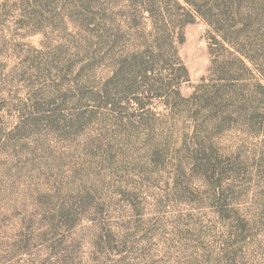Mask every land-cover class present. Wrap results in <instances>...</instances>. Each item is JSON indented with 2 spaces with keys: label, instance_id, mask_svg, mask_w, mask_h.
Here are the masks:
<instances>
[{
  "label": "rangeland",
  "instance_id": "rangeland-1",
  "mask_svg": "<svg viewBox=\"0 0 264 264\" xmlns=\"http://www.w3.org/2000/svg\"><path fill=\"white\" fill-rule=\"evenodd\" d=\"M175 1L0 0V264H264V80ZM161 15L179 61L135 74Z\"/></svg>",
  "mask_w": 264,
  "mask_h": 264
},
{
  "label": "trees",
  "instance_id": "trees-1",
  "mask_svg": "<svg viewBox=\"0 0 264 264\" xmlns=\"http://www.w3.org/2000/svg\"><path fill=\"white\" fill-rule=\"evenodd\" d=\"M183 2L190 9V11L189 9L186 10L185 13V17L187 18L186 23H191L193 17L198 16L209 27L214 35L213 41L216 44L223 42L229 46H235L237 55L230 53L229 56L218 61L217 72L221 75H228L227 73L235 71L237 68L243 70L245 63H248L253 66V68L255 67V71L264 80V0H183ZM169 3L173 4L175 8L181 9V6L175 0H169ZM164 17V15H161L163 21H159L158 25L153 28L155 29L153 41L149 44H143L145 46H143L144 49L140 50L141 53L130 56V61H132L135 67L133 70L135 74L142 72L144 76H148L149 74L154 75L155 69L150 66V59L154 60V63H156V61H159L161 58L160 52L163 51L168 53L171 62L177 63V61H179L177 56V45L183 42V36L180 35V38L177 40L175 37V27L171 26L174 22L169 20L168 28V26L164 24V22H166ZM234 42L237 44H233ZM238 42H240L239 46ZM152 49H154L153 54L155 55L149 58L148 61L145 59L144 61V54ZM98 54L99 50L97 49L92 55ZM125 61H127V57L119 60L121 63ZM256 61L259 64L256 63ZM178 71L179 70L173 71V74H175L172 78L174 85V90L172 91L173 95L178 94L175 89V81L178 80L176 73ZM180 71L183 72L185 77L187 76L185 68L182 67ZM231 89L232 86L229 85H214L209 91L204 89L197 95L193 92V94L188 97V100H190L191 105L194 107L193 111L195 112L198 109H207L211 111L212 116L208 120L210 122L212 121L213 126H215L216 120L218 121L219 113L224 114L225 107L229 106L225 103L223 92L231 91ZM204 152H206V150L203 151V154L200 153L202 158L199 159H201L205 171L210 172V164H212L211 157L209 158L206 156Z\"/></svg>",
  "mask_w": 264,
  "mask_h": 264
}]
</instances>
